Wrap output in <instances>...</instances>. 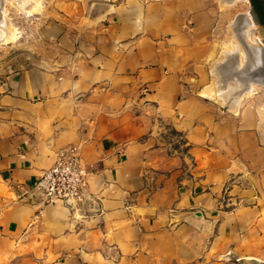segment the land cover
I'll return each instance as SVG.
<instances>
[{
    "label": "crops",
    "instance_id": "obj_1",
    "mask_svg": "<svg viewBox=\"0 0 264 264\" xmlns=\"http://www.w3.org/2000/svg\"><path fill=\"white\" fill-rule=\"evenodd\" d=\"M225 16L217 0H89L0 60V264L264 262V111L209 91L218 69L240 76L218 62ZM69 146L83 200L45 204L36 181Z\"/></svg>",
    "mask_w": 264,
    "mask_h": 264
},
{
    "label": "rangeland",
    "instance_id": "obj_2",
    "mask_svg": "<svg viewBox=\"0 0 264 264\" xmlns=\"http://www.w3.org/2000/svg\"><path fill=\"white\" fill-rule=\"evenodd\" d=\"M37 9L33 11H26L20 6L12 3L10 0H0V18L2 14V8L5 9V15L8 17L10 25L13 27L15 32L14 39L0 43V60L4 59H23L25 57V48L38 40V35L42 25L49 19L56 18L60 13L63 12H73L77 10L81 5H86L89 0H36ZM221 9L225 12L226 16L222 28V38L223 47L218 53V62L227 69V63L231 56L237 59V64H240L241 70L247 69V58L248 55L244 52L243 44H241L240 37L238 36V29L241 27L243 30L245 23V16H249L251 24V32L256 36L257 34L253 32V20L248 12L250 8V3L248 0H217ZM14 4V5H13ZM2 7V8H1ZM243 16V17H241ZM1 20V19H0ZM241 23V25H239ZM238 31V32H237ZM258 36V35H257ZM261 41V40H260ZM251 45L249 49L252 50ZM222 55V56H221ZM245 55V56H244ZM247 55V57H246ZM221 56V57H220ZM236 64V65H237ZM259 64V63H257ZM243 65V66H242ZM226 66V67H225ZM251 68L249 65V72ZM219 72H216L215 76L211 79L210 89H217L221 91L217 93V101H220L223 105L229 106L230 108H237L238 105H252L262 111H264V87L251 83L253 85V90L250 94H243L238 98L236 107L232 103L231 99L224 93L229 85L234 87L243 88L245 85L246 76H238L237 70L230 68L232 75L235 79L231 78V81L227 80V75L223 76ZM240 71V70H238ZM219 73V74H218ZM246 75V74H245ZM237 82V83H236ZM224 83V84H222ZM237 84V85H236ZM221 85V86H220ZM239 85V86H238ZM231 87V86H230ZM217 91V90H216ZM236 91V90H233ZM221 94V95H220ZM236 99V98H234ZM232 103L230 106L229 104Z\"/></svg>",
    "mask_w": 264,
    "mask_h": 264
},
{
    "label": "built area",
    "instance_id": "obj_3",
    "mask_svg": "<svg viewBox=\"0 0 264 264\" xmlns=\"http://www.w3.org/2000/svg\"><path fill=\"white\" fill-rule=\"evenodd\" d=\"M85 174L75 146L58 150L54 164L43 170L35 184L41 202L77 206L84 197Z\"/></svg>",
    "mask_w": 264,
    "mask_h": 264
},
{
    "label": "bare ground",
    "instance_id": "obj_4",
    "mask_svg": "<svg viewBox=\"0 0 264 264\" xmlns=\"http://www.w3.org/2000/svg\"><path fill=\"white\" fill-rule=\"evenodd\" d=\"M10 1L12 3L20 6V8L25 9L28 12L37 9V1L36 0H10ZM0 3H2V2H0ZM2 9H3L2 10L3 12H2L1 18H0L1 19L0 20V43H5V42H8V41L14 39L15 32H14L13 27L10 25L8 17L5 15V9L4 8H2ZM241 17H243V16H241ZM244 19H245V23H247V24L244 25L243 30H241V27H239V29H238L239 32L238 31L237 32H238V36L240 37L241 44H243V46H244L243 50L248 55L246 66H249V65L254 66L257 63V60H259L257 48H260L262 41H260V39L257 35L254 36V34L251 32L252 29L250 26H251L252 22H251L249 16H245ZM239 25H241V23ZM241 26H243V25H241ZM251 45H257V46H253V48H251L252 50L249 51L248 48H250ZM247 55H246V57H247ZM239 66H240V64H239ZM255 72H257L256 73L257 76L264 77V70L259 69V70H256ZM240 78H241V75H240ZM251 83L259 85L255 81H251L244 88L234 87L232 85H229L226 88L227 90L224 93H226L227 97L230 96L231 91L236 90V93H237L236 99L231 98V101H232V103L235 104V107H236V103H237L238 98H240L243 94H250L251 93V91L253 90V85H250ZM209 91H211V93H212L214 90L211 89ZM219 92H221V91H218V89H217L216 95ZM210 96H211V94H210ZM232 103H230L229 105L231 106Z\"/></svg>",
    "mask_w": 264,
    "mask_h": 264
},
{
    "label": "water",
    "instance_id": "obj_5",
    "mask_svg": "<svg viewBox=\"0 0 264 264\" xmlns=\"http://www.w3.org/2000/svg\"><path fill=\"white\" fill-rule=\"evenodd\" d=\"M248 1H250V0H248ZM261 1H262V4H263V7H264V0H261ZM248 12H249V14H250V16H251V18L253 20V26H252L253 32L256 33L258 35L259 39L262 41L261 46L264 49V25H262L261 22L257 21L254 12L251 9V5H250V8H249ZM256 73L257 72H254V71L252 73H250L249 69H246V68L239 72V74L241 76H246L247 78L255 80L256 82H258V84L259 83L260 84L261 83L264 84V82L260 80V77L257 76ZM38 193L39 192L36 191V194H38ZM238 260L239 261H238L237 264H264V262H261L260 259L253 258V257H243V258H239Z\"/></svg>",
    "mask_w": 264,
    "mask_h": 264
},
{
    "label": "flooded vegetation",
    "instance_id": "obj_6",
    "mask_svg": "<svg viewBox=\"0 0 264 264\" xmlns=\"http://www.w3.org/2000/svg\"><path fill=\"white\" fill-rule=\"evenodd\" d=\"M259 3L261 4L262 6V11H263V15H264V7H263V4H262V1L261 0H258ZM250 5H251V9L253 10L254 14H255V17L257 19V21L261 22L262 25H264V21L262 20L261 18V14H260V11L254 6L253 4V1L250 0Z\"/></svg>",
    "mask_w": 264,
    "mask_h": 264
},
{
    "label": "trees",
    "instance_id": "obj_7",
    "mask_svg": "<svg viewBox=\"0 0 264 264\" xmlns=\"http://www.w3.org/2000/svg\"><path fill=\"white\" fill-rule=\"evenodd\" d=\"M252 1H253L254 6L260 11L261 18H262V20L264 21V15H263V11H262V6H261V4L259 3L258 0H252Z\"/></svg>",
    "mask_w": 264,
    "mask_h": 264
}]
</instances>
